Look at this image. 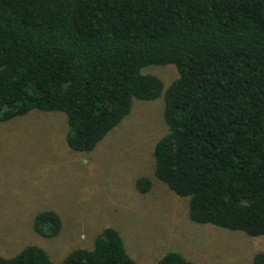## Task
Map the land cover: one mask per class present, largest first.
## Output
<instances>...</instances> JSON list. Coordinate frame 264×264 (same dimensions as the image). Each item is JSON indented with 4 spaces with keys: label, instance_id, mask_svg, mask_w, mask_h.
<instances>
[{
    "label": "trees",
    "instance_id": "16d2710c",
    "mask_svg": "<svg viewBox=\"0 0 264 264\" xmlns=\"http://www.w3.org/2000/svg\"><path fill=\"white\" fill-rule=\"evenodd\" d=\"M175 64L166 87L143 72ZM164 92L168 131L154 145L155 176L189 197V217L264 234V0H0V120L67 114L66 141L92 150L135 98ZM148 191L152 179L140 176ZM60 214L43 209L34 229L56 236ZM264 264V252L254 255ZM0 264H139L120 232L59 263L29 244ZM158 264H197L176 250Z\"/></svg>",
    "mask_w": 264,
    "mask_h": 264
},
{
    "label": "rangeland",
    "instance_id": "374dc122",
    "mask_svg": "<svg viewBox=\"0 0 264 264\" xmlns=\"http://www.w3.org/2000/svg\"><path fill=\"white\" fill-rule=\"evenodd\" d=\"M143 72L166 88L178 75L175 64H150ZM67 114L33 108L0 120V254L12 256L29 244L42 246L53 262L74 248L93 246L106 226L115 227L139 264H158L176 250L197 264H254L264 252V234L251 236L189 217V197L176 194L155 176L156 141L168 131L164 92L135 98L130 113L89 151L66 141ZM152 187L140 191V176ZM43 209L56 210V236L34 229Z\"/></svg>",
    "mask_w": 264,
    "mask_h": 264
}]
</instances>
